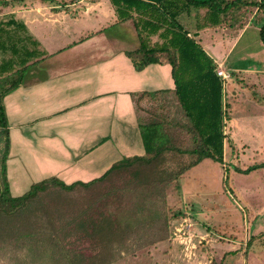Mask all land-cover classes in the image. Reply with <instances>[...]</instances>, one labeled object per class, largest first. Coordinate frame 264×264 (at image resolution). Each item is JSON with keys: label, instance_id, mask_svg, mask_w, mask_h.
Masks as SVG:
<instances>
[{"label": "trees", "instance_id": "16d2710c", "mask_svg": "<svg viewBox=\"0 0 264 264\" xmlns=\"http://www.w3.org/2000/svg\"><path fill=\"white\" fill-rule=\"evenodd\" d=\"M26 1L0 0V5L19 7ZM40 1L58 5L54 0ZM98 1L90 0L91 3ZM108 1L115 16L112 25L133 24L138 47L124 54L134 69L142 71L149 65H169L174 90L170 97L166 90L132 95L138 101L145 99L147 104L141 108L143 118L137 121L142 155L123 158L88 182L66 184L50 177L14 197L6 177L9 138L3 99L24 82L45 54L38 42L26 34L22 22L14 17L0 21V54L9 51L8 58L0 62V133L4 136L0 159V261L6 264H115L147 246L163 243L169 226L162 221L168 186L174 182V189L179 192V178L203 160L223 164L225 85L216 74L213 59L178 18L193 12L200 16L199 11H204V23L196 25L198 31L221 26L227 20L234 28L240 26L236 25L237 17L245 10L264 12V0ZM20 30L24 36L18 34ZM259 38L264 45V20L259 26ZM152 101L158 104L157 110L151 109ZM173 109L181 118L173 116ZM178 157H187V160L169 168L168 163ZM263 167L264 162L245 170L235 166L232 169L247 174ZM225 181L227 187V178ZM92 191L99 193L93 203L111 197L116 210L120 209L117 207L126 194L143 192L142 203L151 206L147 213L151 214L140 220L144 214L139 211L136 222L122 223L115 212L100 209L92 213L91 207L95 204L83 198ZM75 194L80 195V200ZM173 217L179 219L183 214L175 211ZM77 231L85 239L95 238L91 256L83 255L70 240ZM214 264H223V261Z\"/></svg>", "mask_w": 264, "mask_h": 264}, {"label": "crops", "instance_id": "0c3cea01", "mask_svg": "<svg viewBox=\"0 0 264 264\" xmlns=\"http://www.w3.org/2000/svg\"><path fill=\"white\" fill-rule=\"evenodd\" d=\"M54 1L58 5L27 0L20 16H14L45 54L3 99L9 138L6 177L14 197L50 177L66 184L88 182L101 169L142 155L137 121L147 104L132 95L166 90L170 97L174 90L169 65L134 69L124 54L138 47L133 24L112 25L115 16L108 0L91 3L82 12L74 2L64 12L62 0ZM94 10L100 11L98 16H92ZM96 21L102 27L94 29ZM74 26L80 30H72ZM118 27L129 36H122ZM229 29H214L222 33L210 42L203 35L211 30L202 29L194 39L231 78L218 61L226 43L237 36ZM150 105L157 110V103Z\"/></svg>", "mask_w": 264, "mask_h": 264}, {"label": "rangeland", "instance_id": "374dc122", "mask_svg": "<svg viewBox=\"0 0 264 264\" xmlns=\"http://www.w3.org/2000/svg\"><path fill=\"white\" fill-rule=\"evenodd\" d=\"M70 2H74L73 7L78 6V12L91 6L90 0H62L64 12L67 11L64 6L70 5ZM20 11V6L0 5V21L20 16ZM90 13L96 16L100 11ZM203 14L204 11H199L201 17L195 16L194 12L191 15L182 14L178 21L195 37L198 32L196 25L204 23ZM263 17L264 12L253 9L245 10L237 17L236 25L240 26L232 28L237 36L226 43L218 58L223 68H228L234 75L226 82L224 89L226 139L223 164L203 160L179 178V192L174 189V182L168 186L167 207L162 217V221L169 224L166 240L129 254L115 264H214L220 260L223 264H264V167L247 174L232 169L235 166L245 170L251 165L264 162V45L259 38ZM111 20L113 22V18ZM227 21L218 27L205 28L211 31H207L203 38L210 42L222 33L214 29L231 31L229 28L232 26ZM100 25L101 22L96 21L93 28L102 27ZM72 30L80 29L74 26ZM115 30L121 31L122 36L125 33L129 36L123 27ZM18 34L25 35L21 30ZM8 55L9 51L0 54V62L8 58ZM41 67H46V64L43 63ZM173 116L181 118L176 110ZM3 147L4 136L0 133V159ZM185 160L187 157H178L170 161L168 167L175 168L178 161L180 163ZM105 169L97 172L95 177H99ZM98 192L92 191L83 198L93 203ZM142 193L126 194L117 207L119 210H116L111 197L103 198L93 203L95 205L91 207V212L100 209L115 212L122 223H134L138 220L135 215L141 211L144 215L140 220H144L151 214H147L151 206L143 205ZM76 196L80 200V195ZM175 211L182 212L183 217L174 219ZM94 239H85L77 231L70 240L75 242V248L82 251L83 255L91 256ZM0 264L6 263L1 260Z\"/></svg>", "mask_w": 264, "mask_h": 264}, {"label": "built area", "instance_id": "2783aa9c", "mask_svg": "<svg viewBox=\"0 0 264 264\" xmlns=\"http://www.w3.org/2000/svg\"><path fill=\"white\" fill-rule=\"evenodd\" d=\"M216 74L218 77H220L222 79L224 85H226V82L229 80L230 76L228 74H226L220 68H216Z\"/></svg>", "mask_w": 264, "mask_h": 264}]
</instances>
